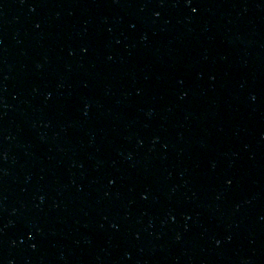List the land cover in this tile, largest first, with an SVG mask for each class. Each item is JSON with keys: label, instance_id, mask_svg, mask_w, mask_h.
Instances as JSON below:
<instances>
[{"label": "water", "instance_id": "obj_1", "mask_svg": "<svg viewBox=\"0 0 264 264\" xmlns=\"http://www.w3.org/2000/svg\"><path fill=\"white\" fill-rule=\"evenodd\" d=\"M0 264H264V0H0Z\"/></svg>", "mask_w": 264, "mask_h": 264}]
</instances>
